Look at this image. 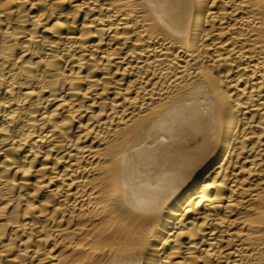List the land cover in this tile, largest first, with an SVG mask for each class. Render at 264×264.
Masks as SVG:
<instances>
[{"label":"bare ground","instance_id":"bare-ground-1","mask_svg":"<svg viewBox=\"0 0 264 264\" xmlns=\"http://www.w3.org/2000/svg\"><path fill=\"white\" fill-rule=\"evenodd\" d=\"M0 264H264V0H0Z\"/></svg>","mask_w":264,"mask_h":264}]
</instances>
